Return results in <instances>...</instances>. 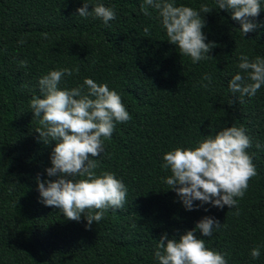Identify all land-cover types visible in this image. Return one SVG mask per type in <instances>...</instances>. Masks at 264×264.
<instances>
[{
    "label": "trees",
    "instance_id": "16d2710c",
    "mask_svg": "<svg viewBox=\"0 0 264 264\" xmlns=\"http://www.w3.org/2000/svg\"><path fill=\"white\" fill-rule=\"evenodd\" d=\"M84 2L89 11L96 4L113 8L116 19L105 26L99 18L80 17L76 9ZM143 3L0 0V264H158L153 253L160 236L178 238L205 216L221 223L211 237L196 233L206 247L224 254L227 264H264V86L254 97L228 87L241 72V55L264 58V0L252 19L258 27L244 35L231 10L218 9L215 0H175L177 6L213 9L201 14L205 43L216 45L208 53L213 58L197 63L167 41L157 12L149 8L144 15ZM64 68L74 72L62 79L61 89L78 87L85 78L106 83L132 117L116 125L94 158L97 175L111 172L125 184V206L107 210L90 229L83 215L68 220L43 204L37 187L38 179L45 186L56 179L45 171L54 142L40 141L29 105L33 97L43 98L39 78ZM230 126L246 129L257 172L238 201L239 215L236 208L209 204L186 210L165 183L171 172L161 167L163 155L195 148ZM257 247L261 254L253 259Z\"/></svg>",
    "mask_w": 264,
    "mask_h": 264
},
{
    "label": "clouds",
    "instance_id": "9594fccd",
    "mask_svg": "<svg viewBox=\"0 0 264 264\" xmlns=\"http://www.w3.org/2000/svg\"><path fill=\"white\" fill-rule=\"evenodd\" d=\"M220 10H231L233 20L240 23L241 33L254 31L258 25L252 22L261 12V0H215ZM89 4L76 9L80 17L99 18L105 26L116 19L113 8L96 4L89 11ZM149 8L157 12L168 42L175 45L180 55L190 57L193 63L213 58L208 55L216 47L205 43L202 32L206 21L202 13L213 11L207 4L199 10L175 4V0H144L141 11L148 16ZM149 35L148 28L144 29ZM47 39V33L42 34ZM20 40L18 43L23 44ZM238 68L228 82L229 90L241 97H254L264 86V58L250 61L246 55L239 57ZM26 66V61H21ZM78 72V69L75 70ZM69 68L52 70L38 80L43 98L33 97L29 107L40 125L35 131L45 145L54 142L50 156L51 167L45 171L54 181H37V187L46 206L59 209L64 217L80 221L84 216L90 229L94 222L104 218L109 209L119 210L125 206L127 188L122 180L111 172L97 175L98 157L104 150V141L111 138L118 123L132 119L120 95L110 90L106 83L97 84L85 78L83 84L71 88L59 87L65 76H72ZM204 80L211 82L205 75ZM250 81V82H249ZM208 85H202L207 87ZM252 141L243 126H230L207 136L195 148H175L162 157L161 167L170 170L165 180L168 189L174 191L186 210L209 204L222 209L236 208L249 187V181L257 175L252 157L247 149ZM257 148L261 146L256 145ZM12 191V188H9ZM199 201V205H194ZM207 210V209H205ZM221 223L214 217L205 216L195 227L183 234L169 237L164 233L157 240L154 258L158 264H227L225 255L206 247L205 240L211 237ZM260 248H253L250 256L257 259Z\"/></svg>",
    "mask_w": 264,
    "mask_h": 264
}]
</instances>
